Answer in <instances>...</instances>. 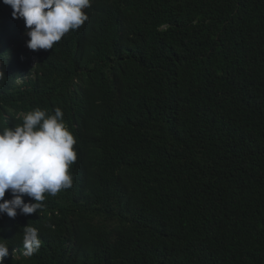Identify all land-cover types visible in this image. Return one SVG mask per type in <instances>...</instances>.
Listing matches in <instances>:
<instances>
[{"label": "trees", "instance_id": "trees-1", "mask_svg": "<svg viewBox=\"0 0 264 264\" xmlns=\"http://www.w3.org/2000/svg\"><path fill=\"white\" fill-rule=\"evenodd\" d=\"M84 11L38 51L36 81L0 86V119L59 107L81 165L37 214H0V238L43 241L4 264H264V0Z\"/></svg>", "mask_w": 264, "mask_h": 264}, {"label": "clouds", "instance_id": "clouds-1", "mask_svg": "<svg viewBox=\"0 0 264 264\" xmlns=\"http://www.w3.org/2000/svg\"><path fill=\"white\" fill-rule=\"evenodd\" d=\"M91 0H0V86L24 90L36 81L39 50H50L70 30H78L89 19L84 9ZM14 22L18 29L12 28ZM8 27V28H7ZM18 49L30 59V70L20 63ZM31 107L0 119V214L9 218L37 214L44 207L46 194L56 196L72 187L71 173L81 165L73 164L76 143L57 107ZM9 193L11 199H5ZM25 197L30 201L25 202ZM16 233V232H15ZM0 238V264L9 256L29 260L43 245L38 229L24 227L23 244ZM5 240V241H3Z\"/></svg>", "mask_w": 264, "mask_h": 264}, {"label": "bare ground", "instance_id": "bare-ground-1", "mask_svg": "<svg viewBox=\"0 0 264 264\" xmlns=\"http://www.w3.org/2000/svg\"><path fill=\"white\" fill-rule=\"evenodd\" d=\"M42 89V88H41ZM37 91V90H36Z\"/></svg>", "mask_w": 264, "mask_h": 264}]
</instances>
